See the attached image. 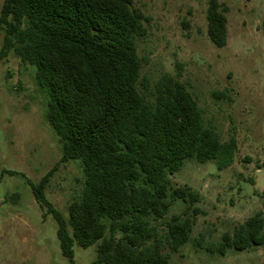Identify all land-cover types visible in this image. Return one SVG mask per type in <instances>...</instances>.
Masks as SVG:
<instances>
[{"label": "trees", "instance_id": "trees-1", "mask_svg": "<svg viewBox=\"0 0 264 264\" xmlns=\"http://www.w3.org/2000/svg\"><path fill=\"white\" fill-rule=\"evenodd\" d=\"M229 7L210 0L208 36L228 43ZM148 17L134 0H4L0 59L13 50L35 69L48 101L46 118L62 145L60 162L83 166L82 195L69 205V218L48 198L51 169L38 182L27 179L40 205L57 223L61 250L76 264L74 245L97 244L89 264H170L191 237L200 212V194L172 187L187 159L231 166L238 150L235 135L222 141L186 84L164 74L154 88L142 77L137 42ZM14 174L15 171L9 170ZM188 206L173 214L160 233L155 221L167 216L175 200ZM45 215V214H44ZM264 244L261 211L208 244L226 254Z\"/></svg>", "mask_w": 264, "mask_h": 264}, {"label": "rangeland", "instance_id": "rangeland-1", "mask_svg": "<svg viewBox=\"0 0 264 264\" xmlns=\"http://www.w3.org/2000/svg\"><path fill=\"white\" fill-rule=\"evenodd\" d=\"M209 2L134 0L149 20L147 35L137 42L142 77L152 88L164 74L178 78L197 100L204 123L222 141L231 135L238 141L231 166L221 170L214 160L187 159L170 175L173 188L200 194V212L189 241L178 251H165L170 264H264V244L226 254L205 249L256 212L264 214V0H220L229 7L223 47L208 36ZM3 42L0 25V50ZM47 101L33 65L13 50L0 59V264H68L57 223L27 182L54 169L45 192L67 219L85 185L80 161L60 162L62 145L46 118ZM187 206L175 200L167 216L155 221L159 232ZM97 244L76 243V264L95 260Z\"/></svg>", "mask_w": 264, "mask_h": 264}]
</instances>
